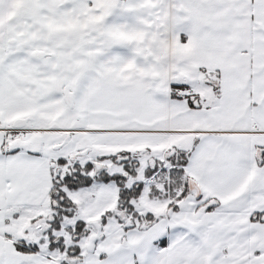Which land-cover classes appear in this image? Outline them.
Instances as JSON below:
<instances>
[{
  "label": "snow or ice",
  "instance_id": "6c2138e0",
  "mask_svg": "<svg viewBox=\"0 0 264 264\" xmlns=\"http://www.w3.org/2000/svg\"><path fill=\"white\" fill-rule=\"evenodd\" d=\"M0 264H264V0H0Z\"/></svg>",
  "mask_w": 264,
  "mask_h": 264
}]
</instances>
